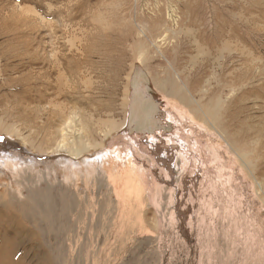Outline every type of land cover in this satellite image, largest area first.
<instances>
[{
  "label": "rangeland",
  "instance_id": "obj_1",
  "mask_svg": "<svg viewBox=\"0 0 264 264\" xmlns=\"http://www.w3.org/2000/svg\"><path fill=\"white\" fill-rule=\"evenodd\" d=\"M135 70L167 132H126ZM7 210L9 264H264V0H0Z\"/></svg>",
  "mask_w": 264,
  "mask_h": 264
},
{
  "label": "bare ground",
  "instance_id": "obj_2",
  "mask_svg": "<svg viewBox=\"0 0 264 264\" xmlns=\"http://www.w3.org/2000/svg\"><path fill=\"white\" fill-rule=\"evenodd\" d=\"M140 29H141V27H140ZM110 33V32H109ZM115 36V35H114ZM124 42V41H123ZM87 44V43H86ZM128 51V50H127ZM67 54V53H66ZM54 55H55V53H54ZM61 59V58H60ZM81 60V59H80ZM65 61V60H64ZM141 61V60H140ZM59 62V61H58ZM55 63V62H54ZM66 63V62H65ZM142 63H144L143 61H142ZM172 63H174V62H172ZM55 66V65H54ZM57 66V65H56ZM116 66V65H115ZM51 67V66H50ZM58 67V66H57ZM122 67V66H121ZM168 70H170V71H173V66H172V64L170 63V64H168ZM51 69V68H50ZM54 70V69H53ZM59 70H60V68H59ZM57 72V71H56ZM169 72V71H168ZM173 72H175V71H173ZM55 73V72H54ZM59 73V72H58ZM170 73V72H169ZM172 73V72H171ZM57 74V73H56ZM176 76H178V75H176ZM167 77V76H166ZM169 77V76H168ZM131 78V77H130ZM150 80H152V82H153V85H154V90L157 92V90L159 91V93H160V95H161V97H170L171 99H175V101H177L179 104H181V105H183V106H190L191 104V106H193V102H192V100H193V96L189 93V92H184V90H182L181 89V86H180V84H175V88L176 89H174V87L172 88L171 87V90H170V92H168L169 94H166L164 91H166V87L168 86V85H173V83H171V82H174V81H171L170 82V80H164L163 81V79L162 80H157V77L155 76V75H153L152 76V78H149ZM169 79V78H168ZM72 81V80H71ZM151 82V83H152ZM181 83V82H180ZM129 85H130V80H129ZM68 89V88H67ZM149 89H150V87H149ZM149 89H146V91L145 90H143L142 91V93H141V95H142V98H144V101H145V99H147L146 98V96L147 95H149V93L151 92V90H149ZM63 91V90H62ZM69 91V90H68ZM73 92V91H72ZM66 95V94H65ZM153 95V94H152ZM92 98H94V97H92ZM144 101H142L140 104H141V106L139 105V107H140V109H142L143 108V111L145 112L144 113V115H145V123H146V125L149 127V128H151V127H153L154 125H156V126H158L159 128L157 129H155L156 131H159V130H164V132H165V130H166V132L168 131V128H170V124L168 123L167 124V122H165L164 124H162L161 123V120H160V122L159 123H157L156 121H154L155 119H158V118H155V119H152V116L154 115H156V114H158V113H161V110H159V107H160V103L154 98V97H151V99H148L146 102H144ZM156 102L158 103V105H159V107H158V113H155V108H156ZM167 102V101H166ZM192 102V103H191ZM55 104V103H54ZM129 104V103H128ZM191 106L189 107V108H191ZM58 107V106H57ZM189 108H188V110H189ZM192 110H190V111H193V113H195V111H194V109L193 108H191ZM54 110V109H53ZM68 110V109H67ZM139 110V109H138ZM76 112V111H75ZM142 112V111H141ZM165 115V114H164ZM159 116V115H158ZM62 117V116H61ZM68 117V116H67ZM160 117V116H159ZM165 117V116H164ZM127 118H128V114H127ZM74 119V118H73ZM160 119V118H159ZM70 120H71V118H70ZM67 121V120H66ZM165 121V120H164ZM77 122V121H76ZM126 123H127V120H126ZM57 126H59V125H57ZM70 127V126H69ZM64 128V127H63ZM62 128V129H63ZM70 129V128H69ZM64 130V129H63ZM154 130V131H155ZM57 131V130H56ZM55 131V132H56ZM69 131V130H68ZM91 131V130H90ZM170 131V130H169ZM54 133V132H53ZM60 133H62V132H60ZM59 133V134H60ZM154 133V132H153ZM152 133V135H154ZM162 133V132H161ZM55 134V133H54ZM66 134H64V136H65ZM74 135V134H73ZM58 136V135H57ZM132 136H135V134H133ZM155 136V135H154ZM154 136H152L153 138H151L150 139V141L151 142H153V140H154ZM58 137H60V136H58ZM89 137V136H88ZM142 138V136L140 135H136L135 136V138ZM144 137H146V136H144ZM165 137V136H164ZM163 136H162V138H164ZM54 138V137H53ZM86 138V137H85ZM135 138H133V139H135ZM158 138V137H157ZM51 139V138H50ZM56 139V138H55ZM68 139V138H67ZM84 139V138H83ZM144 139V138H143ZM155 139H156V137H155ZM53 140V139H52ZM138 140V139H137ZM60 141V140H59ZM59 141H57V142H59ZM160 141V140H159ZM162 141V140H161ZM61 142L62 143H64L62 140H61ZM67 142V141H66ZM136 141H134V144H137V143H135ZM147 142V141H146ZM155 142V141H154ZM161 143V142H160ZM58 144V143H57ZM60 144V143H59ZM138 144H141V143H138ZM52 145V144H51ZM50 145V146H51ZM87 145V144H86ZM142 145V144H141ZM161 145V144H160ZM159 145V146H160ZM55 146V145H54ZM156 146V145H155ZM158 147V146H157ZM61 148V147H60ZM64 148V147H63ZM56 149H58V148H56ZM144 149H146V148H144ZM54 150V149H53ZM86 150V149H85ZM58 151V150H57ZM52 152V151H51ZM55 152V151H54ZM64 152V151H63ZM136 152V151H135ZM45 153V152H44ZM70 153V152H69ZM110 153V152H109ZM105 154H108L107 152L105 153ZM154 155V154H153ZM46 156V155H45ZM67 156V155H66ZM8 157V156H7ZM112 157V156H111ZM2 158H4V157H2ZM106 158H107V162H109L111 159H113V158H110V156H109V154L108 155H106ZM78 159V158H77ZM103 158H101L100 157V161L102 162V163H100V164H103V167H106L107 165H104V163H105V161H103L102 160ZM5 160H6V157H5ZM3 161V160H2ZM113 161H115V160H113ZM112 162V161H111ZM110 162V163H111ZM6 163V162H5ZM8 163V162H7ZM117 163V162H116ZM4 165H6V164H4ZM98 165V163L97 162H95V164L94 165H92V168H95L96 166ZM7 166V165H6ZM5 167V166H4ZM106 170H107V168H105ZM97 171V170H96ZM102 172H104V173H106L107 174V177H108V175H109V178L110 177H112L111 175H110V172H106V171H102ZM3 175V174H2ZM103 176H104V174H103ZM86 177V176H85ZM106 177V178H107ZM85 179V178H84ZM101 179V178H100ZM124 179V178H123ZM128 179V178H127ZM12 180V179H11ZM111 180V179H110ZM113 180V179H112ZM18 181V180H17ZM100 181V180H99ZM102 181H104V180H102ZM3 182V181H2ZM11 182V181H10ZM12 182H14V181H12ZM107 182V181H106ZM122 182H123V180H122ZM7 183V182H6ZM111 183V182H110ZM120 183V182H119ZM133 183V182H132ZM2 184V183H1ZM4 184V183H3ZM9 184V183H8ZM14 185V184H13ZM121 185V184H120ZM133 185V184H132ZM131 185V186H132ZM8 186L9 185H4V187H5V189L4 190H6V189H9L8 188ZM108 188V187H107ZM111 188V187H110ZM132 188H133V186H132ZM133 189H135V188H133ZM20 191V190H19ZM133 191V190H132ZM2 192V191H1ZM9 192V191H8ZM27 192V191H26ZM12 193H14V192H12ZM11 194V193H10ZM14 194H16V193H14ZM7 195V194H6ZM8 196V195H7ZM15 196H17V195H15ZM20 198V197H19ZM23 199V198H22ZM5 200H7V198H5ZM5 200H3V201H5ZM12 202H13V199L12 200H10L9 202H5V206L7 207V209H11V207H12ZM4 203V202H3ZM39 202H37V204H38ZM139 204V203H138ZM142 205V204H141ZM33 206V205H32ZM9 211L10 210H7L4 214H0V246H3L4 244L6 245V244H9V243H11V241H9V239L8 238H5V230H6V228H3V224H6L7 226H9L10 224H8V223H4L6 220L4 219V218H6V219H9V217L11 216V214L9 213ZM26 211V210H25ZM44 212V211H43ZM120 213V212H119ZM10 221H12V218L10 219ZM1 233H3V235H1ZM0 264H9V261H8V257H7V255H6V253H5V251H4V248H3V252L1 251V249H0Z\"/></svg>",
  "mask_w": 264,
  "mask_h": 264
},
{
  "label": "water",
  "instance_id": "obj_3",
  "mask_svg": "<svg viewBox=\"0 0 264 264\" xmlns=\"http://www.w3.org/2000/svg\"><path fill=\"white\" fill-rule=\"evenodd\" d=\"M130 94H129V109H128V118H127V125H126V132L128 135H151L154 130L159 128L158 126L154 125L153 127L149 128L145 123V115L143 108L140 109L139 105L141 106V102L144 101L142 98V91L149 89V81L146 75L138 70H135L130 78ZM150 90V89H149ZM153 97L152 92L146 96L144 102L148 99ZM158 103L156 102L155 113L158 112ZM139 109V110H138ZM142 111V112H141ZM158 118V117H157ZM157 123L160 122V119H155ZM156 131V130H155Z\"/></svg>",
  "mask_w": 264,
  "mask_h": 264
}]
</instances>
